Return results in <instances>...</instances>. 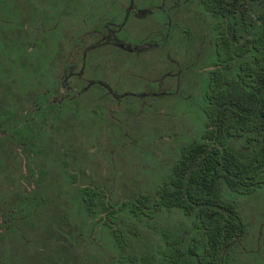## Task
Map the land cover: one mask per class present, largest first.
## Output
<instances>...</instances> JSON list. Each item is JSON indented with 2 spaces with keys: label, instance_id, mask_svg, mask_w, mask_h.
<instances>
[{
  "label": "rangeland",
  "instance_id": "obj_1",
  "mask_svg": "<svg viewBox=\"0 0 264 264\" xmlns=\"http://www.w3.org/2000/svg\"><path fill=\"white\" fill-rule=\"evenodd\" d=\"M189 2L0 0V106L16 111L23 109L28 97L42 91L44 84L37 82L47 83L53 79L54 64L56 75L60 74L59 79L63 74H70L66 82L70 89L64 88V95L69 90L73 93L84 91L81 87L91 83L90 77L95 80L101 76L119 90L137 91L134 98L129 93L122 94L131 97L128 101H134L135 106L128 110L119 106V96L107 93L105 98H99L97 93H93L97 90L94 85L87 90L85 87V92L80 95L88 103L97 102L95 105L101 117L107 118L115 112L125 113L124 121H121L122 118L120 121H93V111L78 107L75 113L77 121H72L71 126L64 121L55 122L53 126H50L51 121H40L37 126L46 141L61 146L66 139L73 138L76 148L84 149L87 156L78 154V158L81 156L84 160L68 166V169L83 167L84 174L78 172L77 184H82L88 176L97 178L104 184L108 183L115 198L135 188H147L159 172L167 170L177 146L198 136L204 121L201 105L208 74L205 65L212 58V46L208 42L205 53L202 32L199 35V30L191 29L192 15L196 18L199 15L200 19L202 13L191 12ZM129 4H132L131 10H126ZM166 20L170 21L172 30L168 29L171 33L169 37H175L162 56L161 52H155L157 49L133 53L121 51L114 44L103 48L94 46L87 51V62L100 59L101 63L95 68L89 65L85 70L81 56L83 45H74L66 52L67 39L72 41L83 37L86 38L85 43H89L101 38L100 33L95 35L93 30L105 21L121 23L117 35L134 42L151 34L152 29L159 30L158 37L163 36L167 32ZM19 21L25 34L22 37H7L4 32L7 24L14 27ZM200 23L194 20L197 29ZM26 37L28 45L24 44ZM56 38L59 42L55 41ZM54 43L60 44L57 45V58L52 56ZM121 53L123 56H120ZM102 84L106 91L108 85L105 82ZM25 115L22 113L14 121H20ZM15 148L18 152L23 151L21 147ZM30 148L25 149L27 156L20 154L21 172L26 173L27 180L16 182L15 186L10 183V187L18 186L22 191L32 189L30 185L37 177V165L46 158V154L37 155ZM50 156L48 160L51 162L48 164L46 161L43 167L52 180H42V184L47 185L45 194L54 196L57 207L52 209L43 204L32 215L34 225L17 222L20 226L13 233L15 238L11 245L6 244L0 249V261L6 264H43L44 259H53L57 264L59 258L63 261L62 257L66 254L62 244L66 241H61V237L55 234L58 230L49 226L56 219L57 222L53 223L62 228L64 234L71 229L73 231L72 227L74 232L82 231L76 238L80 259L77 262L73 259L74 264H109L114 253L110 250L107 237L103 230L100 232L97 227H89L90 220L79 219L81 216L74 213L75 200L70 197L75 194L74 188L64 179L65 173H62L55 156ZM3 187L0 181V191ZM31 195L27 194L26 199ZM234 199L246 224V233L235 247V264H264V186L249 195H236ZM63 213L73 225L59 219ZM16 214H21V211L16 210ZM77 217L78 220L73 221ZM2 230L6 229L0 225ZM19 231L23 238L16 236ZM33 240H37L34 246L31 245ZM39 245L48 248V251L40 252L37 249Z\"/></svg>",
  "mask_w": 264,
  "mask_h": 264
},
{
  "label": "trees",
  "instance_id": "obj_2",
  "mask_svg": "<svg viewBox=\"0 0 264 264\" xmlns=\"http://www.w3.org/2000/svg\"><path fill=\"white\" fill-rule=\"evenodd\" d=\"M201 2L214 16L220 6L231 9L239 5L242 25H234L236 19L229 14V31L214 41L201 105L204 121L198 136L177 146L167 170L159 172L150 186L115 198L108 183L97 178L88 176L77 184L78 172L84 174V169L68 166L84 160L78 154H87L76 148L73 138L58 146L42 136L37 126L40 121H0V181L4 185L0 225L6 228L0 231V249L11 245L20 226L17 222L34 225L32 215L43 204L54 209L56 200L45 194L47 185L42 184V180L51 179L43 166L54 155L64 179L75 191L70 196L75 200L73 211L81 217L73 221L84 217L90 220L89 227L103 230L114 253L109 264H235V247L246 233V224L234 197L264 186V10L257 11L252 28L247 0ZM0 108V119L6 120L12 110ZM18 115L17 120L22 113ZM51 122L55 125L58 121ZM71 122L64 121L68 126ZM15 146L23 151H16ZM27 147L37 155L47 152L37 165L32 189L22 191L10 183L15 186L27 180L20 168V154L27 156ZM27 194H32L29 199ZM61 217L72 222L65 214ZM53 222L49 226L66 241L62 244L66 255L59 263L74 264L73 259H80L76 238L82 231L74 232L72 227L73 231L64 234ZM16 236L23 238L20 231ZM37 247L40 252L48 251ZM43 264L55 262L44 259Z\"/></svg>",
  "mask_w": 264,
  "mask_h": 264
},
{
  "label": "flooded vegetation",
  "instance_id": "obj_3",
  "mask_svg": "<svg viewBox=\"0 0 264 264\" xmlns=\"http://www.w3.org/2000/svg\"><path fill=\"white\" fill-rule=\"evenodd\" d=\"M17 1V0H16ZM195 2L196 5H191L190 3ZM248 4H249V14H250V27L254 28L256 25V13L260 8H263L264 10V0H247ZM235 4V3H234ZM130 5V4H129ZM132 5V4H131ZM131 5L128 6L126 8V10H131ZM189 9L191 12H198L199 14L202 13V16H200L199 19V15L196 18L195 15H192V19H191V29H196L199 30V35L202 32L201 35V40L204 41L205 43H203V46L205 47V53H206V47L208 45V42H210V45L212 46V55H213V51H214V41L217 37L223 35V33L229 31V26L228 25L229 22V18L231 14L232 18L234 17L236 20L234 21V25L236 26H240L242 25L241 21H238V15L240 13V6L236 5L235 6H230L231 9L229 8H225L223 9L221 6L220 8L217 9L216 16H214V14L212 12L209 11V9L207 8L206 4L204 2H201V0H190L189 2ZM134 12H136V14H138V12L136 11V9ZM140 11V10H138ZM170 11V9H169ZM224 13H228V15H225ZM194 14V13H192ZM22 19V16H21ZM200 23L199 29H197L194 26V20L196 22ZM202 20V21H201ZM166 29L167 32L164 33L163 36L158 37L159 34V30L158 29H152L151 30V34L147 35L146 37H143L141 39H138L137 41L134 42H130L125 38H122L120 36L117 35V31L121 28V23H112L110 21H105L103 24L99 25L100 27H97L96 29H94V34L96 35L97 33H100L101 38L98 39H93L91 42L89 43H85L86 38H79L78 40H72L70 41L69 39H67V43L66 45L68 46V48L66 49V52L70 51V48L74 45H83L82 48V53L81 56L83 58V64H84V68L86 70V68L90 65L92 68H95L97 65H99V63H101L100 59H93L92 61H88L86 59V54L87 51L94 46H100V47H105L108 44H114L119 50H129L132 51L133 53H140V52H144L146 50H152V52L154 51V49H157V51L155 52H161V56L163 55V51L167 50V46L168 43L170 42V40H174L175 35H173L172 37H169V35L171 34L170 32H168L171 30L170 29V21L166 20ZM21 21H19V24H15L14 27H11L10 25L7 24L6 27H8L4 32L5 35L7 37H22L24 33V29H21ZM112 24V25H111ZM206 25V26H205ZM172 28V27H171ZM26 29V28H25ZM161 29V28H160ZM173 29V28H172ZM106 31V32H105ZM172 31V30H171ZM33 33V32H32ZM31 33V34H32ZM28 37H26L27 40ZM59 39L56 38L55 41H58ZM29 41H25V45H28ZM57 45L60 46L59 43L57 44H53V58H57L58 57V49H57ZM151 52V53H152ZM201 54V53H200ZM198 54V55H200ZM203 56L207 55L204 53H202ZM120 56H123V54L121 53ZM56 61V59H55ZM52 63V62H50ZM67 64V63H65ZM53 65V63H52ZM111 66V65H110ZM205 67L207 68V65H205ZM55 68V64L52 68V78L51 80H49V82L44 83V81H39L37 83L42 82L44 84L43 89L41 92H36L35 95H32V97H28V100H26L25 103V107H23V109H18V111H16L15 109H11V113L9 112V116H7L6 120H1L0 121H14L17 120V116L19 114V111L21 113L26 114L24 116V118L22 119L23 121H77V118L75 116L76 110L78 107L82 108V109H88L91 110V112L93 111V121H124L123 120V116L127 115L125 113H111L107 118H103L101 117L102 114H100L99 109L97 107V105H95L97 102H91L88 103L85 99H81L80 95H83V93L85 92V87L86 90L89 89V87L91 85L96 86L97 90H95L93 93H97L99 98H105V95H107V93H110L111 95H113L114 97H118V101H119V106L124 107V109L128 110L130 108H133L135 105L133 104L134 101H128L130 98H128L129 96H123V93H129L131 94L132 98L133 95L137 92H130L127 90H119L118 88L112 86L110 83H108L107 80H105L102 76L99 77L98 79H92V77H90L91 79V83L81 87V90L84 91H78L77 93H73V92H69L67 91V94L64 95V93L62 92V90L65 89H70L69 86L66 85V82L70 79L69 75L70 74H63L62 78L59 79V75H56V72L54 70ZM88 74V73H87ZM142 75V73L140 74V76ZM96 81H99V83H97ZM101 82H105L108 86V89L105 91V88L103 86V84L101 85ZM36 85V84H35ZM62 92V93H61ZM18 98H20L19 96H17ZM132 105H134L133 107H131ZM121 107V108H122ZM151 107V106H150ZM145 108H149V107H145ZM120 119V120H119ZM57 122V123H58ZM30 123V122H29ZM54 124H50V126H53ZM33 126V125H32ZM30 148V147H29ZM31 150V148H30ZM45 150H48V148L46 147ZM47 151H43V154H46ZM5 228V227H4ZM6 229V228H5ZM0 263H2L0 261ZM3 264V263H2Z\"/></svg>",
  "mask_w": 264,
  "mask_h": 264
}]
</instances>
